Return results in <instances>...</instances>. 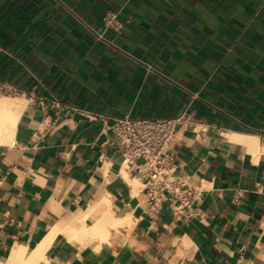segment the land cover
Here are the masks:
<instances>
[{
    "label": "crops",
    "instance_id": "1",
    "mask_svg": "<svg viewBox=\"0 0 264 264\" xmlns=\"http://www.w3.org/2000/svg\"><path fill=\"white\" fill-rule=\"evenodd\" d=\"M0 79L26 99L0 145V264H264V0H0ZM189 103L172 149L203 217L155 215L109 126ZM105 217L125 223L94 234Z\"/></svg>",
    "mask_w": 264,
    "mask_h": 264
},
{
    "label": "built area",
    "instance_id": "2",
    "mask_svg": "<svg viewBox=\"0 0 264 264\" xmlns=\"http://www.w3.org/2000/svg\"><path fill=\"white\" fill-rule=\"evenodd\" d=\"M102 22L104 31L110 30L114 37H118L129 21L120 20L116 11H108ZM96 36L113 46V40L105 39L103 33H96ZM147 68L154 71L150 66ZM18 94L17 88L0 79V97H14ZM192 98H199V92L194 93ZM39 103L43 108L48 105L45 99H40ZM190 106L191 103L176 118H137L125 115L115 118L109 126L120 138L124 165L133 167L142 182L149 213L158 215L166 203H171L170 212L176 219L203 217L200 202L205 191L176 175V153L172 149L176 127ZM93 119L103 120V117L97 115Z\"/></svg>",
    "mask_w": 264,
    "mask_h": 264
},
{
    "label": "bare ground",
    "instance_id": "3",
    "mask_svg": "<svg viewBox=\"0 0 264 264\" xmlns=\"http://www.w3.org/2000/svg\"><path fill=\"white\" fill-rule=\"evenodd\" d=\"M25 105H26L25 98L6 97V96L0 98V145H9L13 142L16 124ZM102 220L106 222L102 223V221H99L98 222L99 224L96 223L97 227H96V231H94V234H102L104 231L107 230L108 226H116L125 223L124 220H119V221L117 220V222H113L114 220L112 221L111 218L106 220V217L105 219ZM75 230L77 229H74V231ZM81 230L79 229L77 231H81ZM74 233H76L77 235L76 231ZM30 253H32L31 250L26 248L23 249L21 252L16 253L15 257L26 259Z\"/></svg>",
    "mask_w": 264,
    "mask_h": 264
},
{
    "label": "rangeland",
    "instance_id": "4",
    "mask_svg": "<svg viewBox=\"0 0 264 264\" xmlns=\"http://www.w3.org/2000/svg\"><path fill=\"white\" fill-rule=\"evenodd\" d=\"M6 97H10V96H6ZM1 98V97H0Z\"/></svg>",
    "mask_w": 264,
    "mask_h": 264
}]
</instances>
